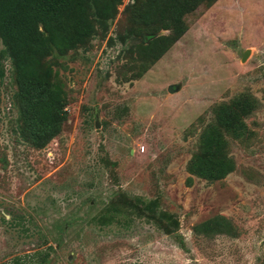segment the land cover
Returning a JSON list of instances; mask_svg holds the SVG:
<instances>
[{
    "label": "rangeland",
    "instance_id": "obj_1",
    "mask_svg": "<svg viewBox=\"0 0 264 264\" xmlns=\"http://www.w3.org/2000/svg\"><path fill=\"white\" fill-rule=\"evenodd\" d=\"M155 1L47 60L69 117L43 149L0 39V264H264V0H200L153 63ZM206 134L235 166L220 181L192 172ZM217 218L233 235L196 230Z\"/></svg>",
    "mask_w": 264,
    "mask_h": 264
},
{
    "label": "trees",
    "instance_id": "obj_2",
    "mask_svg": "<svg viewBox=\"0 0 264 264\" xmlns=\"http://www.w3.org/2000/svg\"><path fill=\"white\" fill-rule=\"evenodd\" d=\"M123 1L0 0V39L17 72L26 136L34 147L45 148L61 133L69 117L64 85L47 60L54 52L63 56L87 43L96 34L95 20H113ZM199 3L200 0L153 2L159 29L171 30L172 35L144 42L148 59L157 62L185 35V13ZM2 75L0 60V78ZM204 137L203 150L195 156L192 172L211 182L220 181L234 171V163L227 157L219 159L220 149L213 136ZM200 229L233 235L232 224L224 218L204 222L196 230Z\"/></svg>",
    "mask_w": 264,
    "mask_h": 264
},
{
    "label": "water",
    "instance_id": "obj_3",
    "mask_svg": "<svg viewBox=\"0 0 264 264\" xmlns=\"http://www.w3.org/2000/svg\"><path fill=\"white\" fill-rule=\"evenodd\" d=\"M248 56H249V51L245 53V55H244V57H243V60L247 59ZM169 92H170V93L174 92V88L171 87V88L169 89ZM97 126H99V125H97Z\"/></svg>",
    "mask_w": 264,
    "mask_h": 264
}]
</instances>
